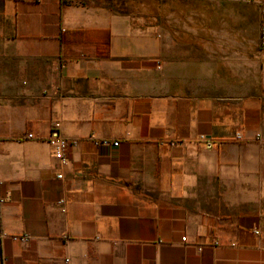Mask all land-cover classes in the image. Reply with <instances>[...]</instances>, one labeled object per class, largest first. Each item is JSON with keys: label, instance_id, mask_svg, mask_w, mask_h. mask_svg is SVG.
<instances>
[{"label": "crops", "instance_id": "0c3cea01", "mask_svg": "<svg viewBox=\"0 0 264 264\" xmlns=\"http://www.w3.org/2000/svg\"><path fill=\"white\" fill-rule=\"evenodd\" d=\"M124 1L0 0V264H264V70Z\"/></svg>", "mask_w": 264, "mask_h": 264}, {"label": "rangeland", "instance_id": "374dc122", "mask_svg": "<svg viewBox=\"0 0 264 264\" xmlns=\"http://www.w3.org/2000/svg\"><path fill=\"white\" fill-rule=\"evenodd\" d=\"M148 1L150 10L161 14L164 19L161 22L167 26L171 23L177 24L179 18L186 13L188 18L201 17L205 28L218 30L216 35L198 37L208 45L206 51L210 54H216L222 61L228 56L231 59L235 58L236 64H242L245 61L243 59V54H245L254 74L264 70V46L260 43L262 19L255 5L247 3L212 5L206 2L191 1L173 7L159 6L156 1ZM129 2L125 0L124 4ZM233 53L236 54L235 57L231 56Z\"/></svg>", "mask_w": 264, "mask_h": 264}, {"label": "built area", "instance_id": "2783aa9c", "mask_svg": "<svg viewBox=\"0 0 264 264\" xmlns=\"http://www.w3.org/2000/svg\"><path fill=\"white\" fill-rule=\"evenodd\" d=\"M158 1H161V0H158ZM193 1L206 2L212 5H221L225 3H247V4L255 5L259 10L261 19H262L261 26H260V43L262 46H264V0H193ZM44 94L49 95L50 92L48 90H45ZM59 127L60 125L56 123L54 132L52 133L50 137L47 138L46 141L52 147L54 156L57 159L58 163L60 165H67L69 163V155L72 149L76 146L77 142L61 135L58 131ZM239 137H241L240 134H239ZM27 138L41 140L39 137H35L33 134H28ZM200 138L202 141L206 142L207 148H212L213 145L206 141L205 136H201ZM99 144L104 145V146H109V145L118 146L119 145L118 142L111 143L108 140H101L99 141ZM57 177L58 179H63L64 176L63 174H59ZM5 202L6 201L4 199L0 200L1 204ZM60 205L62 207V211L66 212L65 201H60ZM256 233L258 234L259 232H256ZM22 241L27 242V239H22ZM186 241H187V237H183V242H186Z\"/></svg>", "mask_w": 264, "mask_h": 264}]
</instances>
